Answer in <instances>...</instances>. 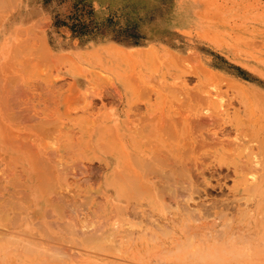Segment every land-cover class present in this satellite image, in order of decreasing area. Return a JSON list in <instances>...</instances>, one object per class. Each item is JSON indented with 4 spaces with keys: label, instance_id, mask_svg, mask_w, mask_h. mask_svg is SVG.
I'll use <instances>...</instances> for the list:
<instances>
[{
    "label": "rangeland",
    "instance_id": "obj_1",
    "mask_svg": "<svg viewBox=\"0 0 264 264\" xmlns=\"http://www.w3.org/2000/svg\"><path fill=\"white\" fill-rule=\"evenodd\" d=\"M17 20H23V26H14ZM54 35L59 41L74 42L67 43L68 53L55 55ZM0 45L8 49V54L5 53L8 58H4L5 62L0 60H3V64L0 62V104L6 103V99L16 100L21 106L19 109L28 107L32 112L47 102L48 105H54L55 101L72 105V98L68 100L66 94L74 81L73 75L94 68L97 48L105 45L109 48L105 47L102 52L111 62L114 78L127 80L130 87L124 102L112 105V108H125L120 116L123 122L139 121L142 114L149 118L146 115L161 113L167 121L175 118L182 121L196 111L199 96L209 88L216 95H222H217L222 102L216 98L218 101L213 107L219 119L209 126L210 132L223 130L218 134L235 141L241 138L235 132L252 127L264 137V0H0ZM59 93L64 100H60ZM3 94L5 99L1 97ZM10 94L15 97L9 98ZM136 104L142 105L140 109ZM10 113L14 114L9 110L7 115ZM97 113L105 112L100 109ZM3 116L0 115V120ZM14 116L8 118H20ZM150 118V122L157 121ZM225 126L232 128L227 129L229 135ZM193 155L198 181V191L189 200L193 205L181 201L188 209L185 210L166 194H159L158 198L154 195V199L150 193L143 192L141 197L135 194L132 204L129 203L135 208L140 205L136 209L132 207L131 212L141 211L138 217L129 212L131 217L125 212V201L117 198L111 185L113 158L107 159L102 150L98 151L95 161L96 171L100 169L99 186L84 188L85 191L103 190L105 194L97 192L102 198L97 199L92 212L86 217H76V225L74 218L68 221L64 217L65 223L73 224L51 225L42 230L27 221L21 223V216L13 218L3 214L12 218L7 219L0 214V264H264V205L256 199H249L245 204L247 195L240 188L235 190V175L227 163L216 166L218 159L213 149L203 147ZM242 156L243 163L247 160L250 165L249 149ZM220 199L230 202L226 203L225 211V204H221L224 209L219 206L225 201ZM5 200L0 199V205L11 203L9 197ZM212 204L216 205L217 210L212 208L216 212L210 210ZM97 205H101L100 209ZM217 207L222 208L223 215ZM143 208L154 215L144 214ZM152 220L160 222L162 229H157L156 223L152 226ZM256 221L260 226L256 225L253 230ZM46 230L52 235H45ZM128 230L134 231L130 238ZM246 237L258 240L247 248ZM186 241L190 244L186 249L189 252L183 249L188 244ZM193 244L199 249L193 246L191 250ZM217 249L218 252L224 249L222 252L228 255L222 252L218 255ZM212 253H215L214 259L210 257Z\"/></svg>",
    "mask_w": 264,
    "mask_h": 264
},
{
    "label": "bare ground",
    "instance_id": "obj_2",
    "mask_svg": "<svg viewBox=\"0 0 264 264\" xmlns=\"http://www.w3.org/2000/svg\"><path fill=\"white\" fill-rule=\"evenodd\" d=\"M4 45H0V60L6 57L8 58V56L5 55V53L8 54V49L7 46L5 47ZM105 47L106 50L109 48L105 45H100L97 48L96 61L94 60L96 64H94V68L90 67L89 70H84L73 75L74 81H72L73 83H70L68 91L66 90L68 93V95L66 94V98L68 100L72 98V105L69 103V105L67 103L64 104L62 101H55V103H53L54 105H48L49 102H47L46 106H43V108L36 109L34 112H32L28 107L19 109V107H21L20 104L11 101L9 102L7 99L6 103L0 104V115H4L0 120V199L6 198L7 200L9 197L11 202L7 205H0L1 215H13V218L21 216V223L27 221L29 224L38 225L41 227V230L42 228L48 229L51 225L64 226L68 223L73 224L67 221L65 223L64 217H68V221L74 218L73 220L76 225V217H82L83 215L86 217V215L90 214L97 199H100L99 197H101L98 193L103 190L98 192L99 190L96 189V187L98 188L99 186L97 184V172L100 169L98 168V171H96L95 161L97 159L96 153L101 150L107 159L110 157L111 159L113 158L115 169L112 167L113 170L111 171L112 188L115 190L117 198L119 200L125 201V212L128 214L129 212L132 214L134 213L135 215L133 214V216H137L138 213V215H140L141 211L139 209L137 214L135 213L137 211H134L140 205H136V208L134 205H132V207L135 209L133 210L134 212H131L132 207L129 205V203L132 204V198L135 194L141 197L143 192L150 193L153 197L155 195L156 198H158L159 194H166L171 200H174L177 203L179 202L178 204H180V208H182V206L184 207L185 203H189V200L193 199L194 193L198 191L196 184L198 181L195 180V172L193 170L196 160L194 161L192 156H194L193 153L197 152V150L203 147L213 149V154L215 158L218 159V161H215L218 168L222 167L223 163H227L228 169L231 168L235 175V190L240 188L239 191L241 190L243 193H245V196L247 195L245 204L249 199H256L258 201L257 203L264 205V137H260L254 128H247L246 126V129L243 128L244 130L240 128V133L235 132V134H239L238 137H241L239 140H236L237 138L235 137V141L218 134L221 132V130H218V133L210 132L211 130L209 126L213 125L212 123L214 120L218 118L213 111V107L220 99L217 98L218 94L216 95L213 93L215 90L212 92V89L209 90V88L205 90L201 96H199V104L196 111L192 112V115L190 116L186 115L184 120H180L181 122L176 121V118L175 121H167L166 117L164 118V116H162L163 113L154 116H151L148 113V115L145 114L149 118L151 116L150 119L157 120L156 122L148 121L149 118L145 117L143 114L140 116L142 118L144 116V118H147L146 120L140 117L139 121H136L137 123L131 121L123 122V119H121L120 116H122L124 113L125 108L121 106V108H112V105H114L116 102L119 104L123 103L125 96L130 90V87L127 84V80H116L114 78L110 66L111 62L109 63V59L105 57V52H102L105 51ZM2 61L0 62L3 64ZM66 91L64 90L63 92ZM3 95L1 97L2 99H5L3 98L5 95ZM11 96L12 97L10 98L15 97L13 95ZM61 96L63 97V95H59L60 100H64V97L62 98ZM190 96L194 97L193 94ZM218 96L222 97V95ZM216 98L218 100H216ZM220 102L222 101L220 100ZM135 106L137 109H140L142 105H139V107L136 104ZM135 106H133L134 109H136ZM100 109H103L105 113L98 114L97 112ZM9 110H12V112L20 118L13 120L9 119L10 115L14 116V114L12 115L11 113L9 116L7 115L9 114ZM227 129L226 131H228L230 128L228 130ZM230 130H232V128ZM226 131H224V133ZM229 131L227 135H229ZM247 149H249V153H251L250 165H247V160L243 163L242 153ZM200 158L204 159V157ZM227 159L232 161L228 162ZM228 163H232V165H229ZM196 177H200V180L202 179L201 176ZM203 183L205 182L203 181ZM86 185H96V187L93 188L96 190L85 191L84 187ZM226 199H220V201L225 202H221L219 204V206L221 204H225L226 208L222 207V205L220 206L223 209L225 208L224 211L228 208L226 203L230 204V202H226ZM181 201L185 202L184 205L181 203ZM214 202H217V200ZM145 203H143V206L146 205ZM120 204L121 203H119V206H121ZM167 204L170 205V202ZM212 205H210L212 206L210 207V210L212 208L217 210L216 205ZM98 206L99 205H97V207ZM165 206L166 205L163 207L166 209L167 206ZM185 207L183 209H185ZM220 207L217 208L219 209ZM258 207L259 206L256 208ZM112 208H110V210H113ZM222 208H220V214L223 215L224 211ZM189 209L191 208L189 207ZM207 209H209V206ZM185 210L188 209L186 208ZM215 210H213V212ZM193 211L195 212V210ZM142 212L145 214V209ZM147 212L148 213H146V215L151 213L149 211ZM217 213H219V210ZM132 214L129 215L132 217ZM152 214L153 213L150 215ZM205 214L207 215V213ZM197 216L198 215H195V217ZM2 217L12 219L4 215ZM144 220L146 221L145 223H147L146 218H144ZM12 221L13 220H11V222ZM151 224L152 226L153 224L154 226H157V229L160 227L159 230L162 229V224L160 222L153 221ZM213 224L215 223L213 222ZM253 224L254 225L252 229L254 230L257 227L256 225L259 224L258 222ZM163 225L166 227L167 224L164 223ZM91 226L93 225L91 224ZM146 228L147 227L145 226V232H147ZM219 228L224 230L221 226H219ZM142 229L143 228H141L140 231L141 233L144 232ZM77 230L79 232V228ZM221 230L219 229L220 234ZM49 231L46 233L44 232V234L49 235ZM128 232L129 236L132 235L131 232L134 231L128 230ZM130 237L131 236H129V238ZM209 237L210 236L208 234L207 239ZM54 238H56V236ZM253 240L246 237L244 244H247V246L245 247L250 248L249 245L258 239H255V241ZM189 241H186L188 243L186 248L182 247L185 252L188 251L186 250L188 249V245L190 246ZM193 246L196 249H199L197 244H193L192 248ZM180 247H178V249H180ZM201 247L203 246H200V248ZM237 247L239 248V246ZM192 248L191 250H194V248ZM213 248L214 247L212 246V249ZM223 250L224 249H221L219 252H222ZM244 251L240 252L244 253ZM219 252L217 249L216 253L218 255L220 254ZM179 253L182 252L179 251ZM222 253H224L225 256L228 255L225 254L226 251ZM212 254H210V257L214 259L215 253ZM246 256H248V254ZM155 257L157 256L155 255ZM181 257L185 258V256ZM238 259L240 258L238 257ZM193 260L195 259L193 258ZM220 260L222 261L223 258ZM220 260L218 259L217 262L219 263Z\"/></svg>",
    "mask_w": 264,
    "mask_h": 264
},
{
    "label": "crops",
    "instance_id": "obj_3",
    "mask_svg": "<svg viewBox=\"0 0 264 264\" xmlns=\"http://www.w3.org/2000/svg\"><path fill=\"white\" fill-rule=\"evenodd\" d=\"M42 13V12H41ZM40 13V14H41ZM39 15V14H37ZM14 26H23V20H17L15 21V23L13 22ZM56 36L57 35H54L55 39H56ZM55 43V50H56V54H64V53H68L67 51V46L68 44L67 43H71V44H74V42L68 40L66 42H63V41H59V39H56L55 41H53ZM75 44H79V43H75ZM12 97L11 95H9V98ZM13 99V98H12ZM10 102V101H9ZM14 102V101H13ZM16 102V101H15Z\"/></svg>",
    "mask_w": 264,
    "mask_h": 264
}]
</instances>
